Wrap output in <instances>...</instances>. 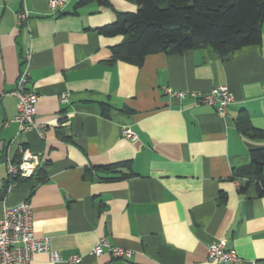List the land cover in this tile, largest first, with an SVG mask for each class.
Here are the masks:
<instances>
[{
    "label": "crops",
    "instance_id": "1",
    "mask_svg": "<svg viewBox=\"0 0 264 264\" xmlns=\"http://www.w3.org/2000/svg\"><path fill=\"white\" fill-rule=\"evenodd\" d=\"M49 1L0 0V217L29 200L35 236L61 254L57 263L42 253L19 264H215L212 243L236 250L239 264H264V195L254 184L240 190L252 151L264 149L263 137L241 130L245 122L264 130V24L259 45L227 58L206 47L150 54L136 66L114 59L123 36L98 32L118 12H137L135 0L80 8L69 0L56 12ZM28 50L42 135L18 133L12 121ZM220 85L234 97L225 117L167 93ZM24 150L35 156V176L11 182L6 161L20 163ZM101 237L132 257L93 255Z\"/></svg>",
    "mask_w": 264,
    "mask_h": 264
},
{
    "label": "trees",
    "instance_id": "2",
    "mask_svg": "<svg viewBox=\"0 0 264 264\" xmlns=\"http://www.w3.org/2000/svg\"><path fill=\"white\" fill-rule=\"evenodd\" d=\"M135 1L137 12H118V20L98 28V32L109 37L123 36V42L112 49L114 59L136 66H142L150 54H179L206 47L227 58L237 50L262 41L264 0ZM90 3L107 6L108 0H79L77 7ZM109 109V104H102L103 114ZM241 128L246 134L264 138V130L253 128L249 122L243 123ZM251 155L252 166L241 170L247 182L240 190L246 192L254 184L258 195L263 196L264 149L253 150ZM34 176L35 173L24 180Z\"/></svg>",
    "mask_w": 264,
    "mask_h": 264
},
{
    "label": "built area",
    "instance_id": "3",
    "mask_svg": "<svg viewBox=\"0 0 264 264\" xmlns=\"http://www.w3.org/2000/svg\"><path fill=\"white\" fill-rule=\"evenodd\" d=\"M69 0H50L49 7L52 11L63 9ZM30 16V12L25 9L19 14V23L25 21ZM32 51L28 50L23 55V69L17 80L16 89L13 96L17 100V114L12 119L18 126V133H25L31 130L44 133L45 125L35 122L39 95L28 87L30 79ZM264 87V85H263ZM167 93L178 98L189 96L198 102L212 105L217 113L225 117L227 108L234 100L232 93L226 85H220L211 91L187 92L168 88ZM68 95H62L61 99L67 101ZM124 134L129 139H136V134L129 128L123 129ZM35 156L28 150L22 153V161L14 163L6 161L9 181L31 177L36 169L33 163ZM104 250L110 251L111 255L118 258L130 259L133 251L122 247H113L102 238L92 249L91 253L96 256L102 255ZM42 253H48L53 263L61 261V254L57 250L51 249L50 238L37 237L33 225V206L29 200L20 202L17 205L5 207L0 217V264L30 263L34 258ZM208 260L215 264H239L241 257L236 250L228 249L224 243H212L207 248ZM70 262H79L81 257L73 256L68 259Z\"/></svg>",
    "mask_w": 264,
    "mask_h": 264
}]
</instances>
